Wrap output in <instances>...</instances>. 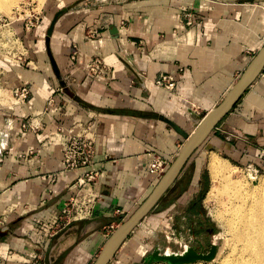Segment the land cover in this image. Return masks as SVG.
<instances>
[{
	"label": "crops",
	"instance_id": "crops-1",
	"mask_svg": "<svg viewBox=\"0 0 264 264\" xmlns=\"http://www.w3.org/2000/svg\"><path fill=\"white\" fill-rule=\"evenodd\" d=\"M44 5L42 22L23 37L26 58L4 64L0 73L10 88L28 85L31 91L25 104L0 107V128L9 131L6 118L13 125L8 152L0 159V230H8L0 239V264H94L166 174L151 173L153 156L166 160L167 172L187 142L185 134L226 98L264 47V0H47ZM72 6L56 23L49 47L53 19ZM186 8L194 11L192 26L182 24ZM94 55L109 66L107 79L85 69V58ZM168 73L177 78L175 91L155 84ZM60 86L64 94H57ZM28 119L40 128L25 129ZM90 124L97 132L92 169L100 175L83 187L101 199L90 219L50 236L74 195L71 187L89 170L59 174L70 131ZM205 145L236 165L264 171V70L109 264H143L147 219L171 238L176 207H186L188 217L199 214L190 213L205 191L197 159Z\"/></svg>",
	"mask_w": 264,
	"mask_h": 264
},
{
	"label": "rangeland",
	"instance_id": "rangeland-1",
	"mask_svg": "<svg viewBox=\"0 0 264 264\" xmlns=\"http://www.w3.org/2000/svg\"><path fill=\"white\" fill-rule=\"evenodd\" d=\"M46 1L47 0H18L17 4L13 5L10 9H4L2 4H0V28L2 30L5 29L8 32L11 31L10 33L12 34L14 31H17L18 34L20 33V36L23 40L25 35L23 23L20 21H15L14 23L9 24L10 21L14 20L15 18H23L25 12L29 14L40 11ZM44 7L47 9L45 5ZM17 8L24 11L18 15L16 13ZM4 38L6 37L2 35V37H0V41L4 42ZM8 40L9 39L6 38L5 45H3V47L0 46V69L2 70L5 68V66H3L4 64L9 65L8 63H10V61H22L26 58L25 55H27V48L24 42L22 43L21 41L17 40L14 41L13 39L11 42H8ZM2 70H0V72ZM1 95L2 97H5V99L4 101L0 99V107L4 108L3 105H5V101H10L13 98L11 88H3ZM2 97L0 96V98ZM213 154L217 155L223 161V163H225V165L228 167L230 166L229 174L230 176L232 174L231 178L234 180L236 179L238 181H245L248 185L255 186L259 184L261 178L264 176V171L260 169H257V172L254 170L255 168L236 165L218 149L210 148L207 145L202 146L197 154V159H199V161L202 163L201 168L203 172V184L205 185V191H203L201 197L198 198L197 204L193 206V213H190L195 214L198 212L199 214H197L195 217H188L186 216V214H188L186 207H176V237L171 236V238L167 237L166 234H163L162 231L157 230L156 227H150L147 222L149 219H147L145 225L146 229L148 228V230H144L146 231L145 238H147L145 242V252L144 256L141 257V261L143 262L144 260L143 264H148V257L154 252L156 253L158 251L160 254H166L167 250V252L173 251L176 253H181L182 251L183 253L187 250V247H192L195 254L201 255L203 257L209 255L211 252H214L212 259L203 258L189 262L187 264H198L199 260H203V263L201 264H220L222 256L227 252L232 240L227 222H224L230 213V206L228 203V195L222 191H218L219 181L215 180L216 178H214V173L210 166V160L212 158L211 155L213 156ZM151 215L152 218L155 219L156 211ZM184 216L186 217L184 218ZM200 225L203 227H200ZM140 263L141 262L139 261L129 264ZM150 264L170 263L166 261H154Z\"/></svg>",
	"mask_w": 264,
	"mask_h": 264
},
{
	"label": "built area",
	"instance_id": "built-area-1",
	"mask_svg": "<svg viewBox=\"0 0 264 264\" xmlns=\"http://www.w3.org/2000/svg\"><path fill=\"white\" fill-rule=\"evenodd\" d=\"M58 1L61 2L63 0ZM217 1L223 3H231L232 1L234 2L237 0ZM43 9L44 5L40 11L32 12L29 14L25 12L23 18H15L14 20L10 21L9 24L14 23L15 21H20L23 23L25 33L29 34L33 30H35L42 22ZM23 11L24 10L17 8L16 13L20 15V13H22ZM182 24L187 26H192L194 24L193 9L186 8L183 11ZM2 35V29L0 28V37H2ZM5 39L6 38H4V42L0 41V46L3 47V45H5ZM12 39L14 41H21L23 43V40L21 39V36L17 31L13 32L12 37L8 40V42H11ZM72 59L75 61L78 60L77 46L74 47ZM84 66L90 74L97 77V79L99 80H103L105 78L107 79L110 75V68L101 56L94 55L86 57L84 60ZM2 72L3 70L0 73ZM155 84L166 90L175 91L177 87V78L175 74L168 73L155 80ZM0 86L2 90L3 88L9 87L1 81ZM65 90L66 88L64 86H60L56 92L57 94H64ZM11 91L13 94V98L10 101H5V105H3L4 108H11L17 105L25 104L31 93L28 85L11 88ZM54 101L55 98L52 97L49 101V105H52ZM5 122L10 129L9 131H4L0 128V159L8 152V140L9 136L11 135L10 130L13 127L12 122H10L8 118L5 119ZM40 126V122H36L34 119H28V121H26L23 125L25 129H31L33 131L39 129ZM96 135V126L91 124L82 126L79 132H75L74 129L70 131V139L64 149V156L62 161L63 168L59 172V174L63 175L65 173L76 171L79 169L89 170H87V172L82 177H80L78 181L71 187V191L74 195L65 205L59 223L50 229V236H55L57 232H59V230L67 228L75 222L90 219L94 214L96 204L101 199L99 193L88 191L83 187L84 184L95 182L100 175L99 171L92 169L95 164ZM167 168L168 164L162 156L157 154L153 156L150 166V171L153 175L161 177L166 173ZM250 168L254 167L250 166ZM254 170L258 172L256 168Z\"/></svg>",
	"mask_w": 264,
	"mask_h": 264
},
{
	"label": "bare ground",
	"instance_id": "bare-ground-1",
	"mask_svg": "<svg viewBox=\"0 0 264 264\" xmlns=\"http://www.w3.org/2000/svg\"><path fill=\"white\" fill-rule=\"evenodd\" d=\"M17 1L0 0V4H2L4 9H10L17 4ZM10 32L5 29L2 30V34L8 39L12 37ZM2 92L3 90L0 86L1 97ZM0 99L4 101L5 97ZM211 157L210 166L214 173V178H216L215 180L219 181L218 191L228 195L230 206V213L224 222H227L232 240L227 252L222 256L220 264H264V176L258 185L250 186L245 181L231 178L232 174L231 176L229 174L230 166L225 165L217 155L213 154ZM156 253L160 254L158 251ZM161 255L172 259L189 260L182 264L203 259L200 258L203 256L195 254L192 247H187V250L183 253L182 251L181 253H176L173 251L167 252L166 250V254ZM201 263H203V260H199L198 264Z\"/></svg>",
	"mask_w": 264,
	"mask_h": 264
},
{
	"label": "water",
	"instance_id": "water-1",
	"mask_svg": "<svg viewBox=\"0 0 264 264\" xmlns=\"http://www.w3.org/2000/svg\"><path fill=\"white\" fill-rule=\"evenodd\" d=\"M69 9H63L57 13L53 19L50 29L48 31V44L50 47V39L53 34L56 23L59 18L66 13ZM52 57V56H51ZM264 70V47L252 60L247 70L243 73L239 81L230 90L226 98L213 110L208 112L197 124L195 130L189 135L185 134L187 142L180 151L173 165L169 168L166 174L162 177L158 185L155 187L146 201L127 219L124 223L114 232L111 238L108 240L100 255L94 264H109L115 257L116 253L129 238L131 233L136 227L150 214L155 208L160 199L171 187V185L177 181L181 175L184 167L186 166L192 155L198 150V148L207 140L217 126L223 121L228 113L235 107L247 89L257 80L259 75ZM8 233L7 229L0 230V239ZM213 252L206 255L205 259H212ZM154 261H166L170 264H182L189 260L184 259H172L165 255L154 253L148 258V264Z\"/></svg>",
	"mask_w": 264,
	"mask_h": 264
},
{
	"label": "trees",
	"instance_id": "trees-1",
	"mask_svg": "<svg viewBox=\"0 0 264 264\" xmlns=\"http://www.w3.org/2000/svg\"><path fill=\"white\" fill-rule=\"evenodd\" d=\"M213 254H214V252H213ZM214 256V255H213Z\"/></svg>",
	"mask_w": 264,
	"mask_h": 264
}]
</instances>
